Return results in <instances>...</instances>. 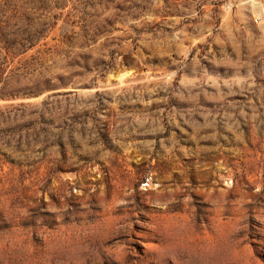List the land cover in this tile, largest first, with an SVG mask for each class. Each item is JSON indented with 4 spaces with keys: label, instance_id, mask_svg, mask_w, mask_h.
Here are the masks:
<instances>
[{
    "label": "rangeland",
    "instance_id": "obj_1",
    "mask_svg": "<svg viewBox=\"0 0 264 264\" xmlns=\"http://www.w3.org/2000/svg\"><path fill=\"white\" fill-rule=\"evenodd\" d=\"M0 109V264H264V0H0Z\"/></svg>",
    "mask_w": 264,
    "mask_h": 264
},
{
    "label": "built area",
    "instance_id": "obj_2",
    "mask_svg": "<svg viewBox=\"0 0 264 264\" xmlns=\"http://www.w3.org/2000/svg\"><path fill=\"white\" fill-rule=\"evenodd\" d=\"M239 1L242 2V3L251 4V3L256 2L257 0H239Z\"/></svg>",
    "mask_w": 264,
    "mask_h": 264
},
{
    "label": "trees",
    "instance_id": "obj_3",
    "mask_svg": "<svg viewBox=\"0 0 264 264\" xmlns=\"http://www.w3.org/2000/svg\"><path fill=\"white\" fill-rule=\"evenodd\" d=\"M3 113H4V112H2L1 109H0V115H3ZM8 120H9V118H4V119H3L4 122H7Z\"/></svg>",
    "mask_w": 264,
    "mask_h": 264
}]
</instances>
